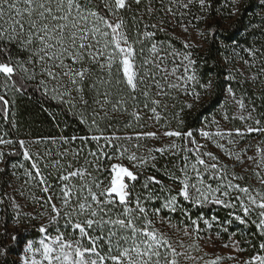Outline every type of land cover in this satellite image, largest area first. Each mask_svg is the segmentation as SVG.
Instances as JSON below:
<instances>
[{
	"label": "snow or ice",
	"instance_id": "obj_1",
	"mask_svg": "<svg viewBox=\"0 0 264 264\" xmlns=\"http://www.w3.org/2000/svg\"><path fill=\"white\" fill-rule=\"evenodd\" d=\"M239 2L226 0L230 15L239 11ZM194 7L201 15H194ZM212 9L213 0H0V113L7 119L9 93L27 95L31 89L55 101L85 129L83 135L30 142L55 144V153L47 147L43 154L33 153L29 142L18 141L24 159L31 161L25 183L35 181L46 195L32 197L42 202L43 211L25 214L29 224L42 221L36 229L40 238L25 241L19 260L10 261V246L0 243L2 264H221L225 257L205 260L201 218L192 219L185 203L233 210L229 215L236 221L255 226L261 238L259 249L264 250V141L256 145L254 155L247 154L251 145L240 147L247 135L264 134V120L254 118L257 105L250 98L245 102L244 88L264 86V45L254 41L245 47L248 58L239 57L244 68H235V75H229L242 90L238 97L232 86L226 89L240 111L232 119L238 118L246 127L200 132L233 161L231 168L213 152L202 151L204 145L197 144L191 130H181L180 113L171 114L178 127L169 129L172 93L182 90L198 101L200 93L189 91V82L199 81L196 61L187 51L194 45L185 40V51H180L171 40L158 36H167L177 25L187 33L191 25V20L185 22L187 17L207 24ZM253 28L264 34V17ZM199 86L207 92L212 81ZM256 98L264 101V95ZM185 107L190 109L192 104ZM224 119H229L226 113ZM150 127L155 130H144ZM161 137L182 138L186 144L179 147L173 142L140 152V141ZM11 144L12 140L0 136V145ZM155 153H170L179 160L157 169ZM4 155L0 150V163ZM125 159L131 167L123 163ZM238 165L255 178V184L240 183L245 177L236 173ZM17 167L23 165H12ZM148 168L163 178L143 176L137 189ZM0 173L7 174V169L0 168ZM4 202L0 198V204ZM177 213L180 217L174 221ZM20 216L17 211L14 226L20 224ZM212 220L222 227L232 223L231 219ZM4 223L0 235L7 237V220ZM203 223L211 227L209 220ZM11 239L15 244L19 237L13 232ZM211 241V236L206 238ZM223 246L245 250L237 240ZM243 264H264V255H253Z\"/></svg>",
	"mask_w": 264,
	"mask_h": 264
},
{
	"label": "trees",
	"instance_id": "obj_2",
	"mask_svg": "<svg viewBox=\"0 0 264 264\" xmlns=\"http://www.w3.org/2000/svg\"><path fill=\"white\" fill-rule=\"evenodd\" d=\"M226 5V0H213V9L210 13L212 18L207 22L208 38L205 44L206 46L204 48L192 47L187 50L192 53V59L196 61L195 70L199 81V84L196 82H189V91L194 89L196 92H199L200 98L197 101L193 95H185L182 90L172 93L175 99H171L168 102V118L171 120L169 125L170 130L177 129L178 127L177 121L171 119V114L173 112L180 113L183 119L181 128L183 131H195L199 129L205 120L216 112H219L224 103L226 88L231 84L229 79L230 71L227 70L228 65L226 63V58L230 56L228 55L229 49L233 47L240 48V46L250 47L254 41L257 46L264 45V34H262L259 29L253 28V25L260 24L261 18L264 17V0H242V3L239 4V11L236 13V16L228 23L227 27H222L218 18L221 13L225 11L230 12V9ZM194 9L199 13L196 8ZM199 15H201V13H199ZM204 24L205 23L201 21V25ZM158 39L171 40L175 48L180 51H185L183 42L170 34L167 36L160 34ZM209 80L212 81V88L206 92L199 85L206 84ZM247 92L250 94L251 98L255 100L258 111L264 112V101L256 98L264 95V89L255 91L253 88H250ZM5 98L10 101L9 113L7 119L0 113V136L13 141V150L10 152L16 153H7L3 167L7 169V174L0 173V198H4L5 201L3 204H0V222L2 230L4 231V222L7 220L9 232L10 226L14 223L13 217L15 215L8 197L10 179L16 170L12 168V165H17L23 158V149L20 148L18 141L22 139L34 140L36 138L61 136L70 137L74 134L83 135L85 134V129L78 123L76 118L66 113L55 101L42 98L39 92L29 89L27 95L9 93ZM186 103L192 104V107L190 109L185 107ZM173 104H175V108L171 107ZM181 108H183V112L180 111ZM51 114H55L56 118L53 119ZM13 123L15 127H13ZM148 123H151V121ZM163 123L164 121H161V124ZM236 128H239V126ZM151 129L150 127L144 130L150 131ZM160 129L165 130L163 127ZM76 143L79 144V141ZM37 145H39L41 153L42 150L44 152L46 147L51 149L53 153H55L57 149V145L51 143ZM155 155L158 158L156 161L157 169L162 170L163 165L166 163L171 166L172 163L177 162L175 159L177 157H172L170 153H166L163 156H161L160 153H155ZM123 162L127 164L126 159ZM23 163L25 167L31 169L30 161L24 160ZM81 163H83L82 160ZM40 166L45 173L49 171L48 169H44L43 164ZM128 166L131 165L128 164ZM241 174L245 177L243 181H240L242 185L255 184L251 175ZM148 175L156 176L158 179L163 178L156 169L148 168L143 171L141 181L137 183V189H139L140 183L143 182V176ZM164 182L168 184L169 180L165 179ZM184 207L190 213L192 219L201 218L198 220V223L204 235L210 233L223 241H229L230 238L240 241V246L245 249L241 251V253L246 256L245 258H250L257 254L264 255V250L259 249L261 238L255 226L251 222L241 224L239 221H236L229 215L233 210L215 204H209L198 208L191 207L185 203ZM237 214L243 215L241 212H237ZM176 217H180V214H174V221ZM212 217H217L220 222L231 219L232 223H225L222 227L219 222L213 221ZM204 219L210 221L211 227L203 223ZM185 223H188V221H185ZM224 228H227V231H224ZM0 243H5L10 246L11 256L9 260L11 261L16 260L17 256L20 254L25 239L19 237L18 242L14 244L12 239H9L8 236L5 237L0 235Z\"/></svg>",
	"mask_w": 264,
	"mask_h": 264
},
{
	"label": "rangeland",
	"instance_id": "obj_3",
	"mask_svg": "<svg viewBox=\"0 0 264 264\" xmlns=\"http://www.w3.org/2000/svg\"><path fill=\"white\" fill-rule=\"evenodd\" d=\"M241 3H242V0H240L239 4ZM239 4H238V7L240 6ZM226 6H228V4ZM194 8L192 10L194 15L199 16V13H197ZM228 8L230 9V11H232V9L229 6ZM229 13L230 12L225 11L224 13L220 14L218 19L220 20L222 27H227L228 23L232 21L233 18L236 16V14L230 15ZM187 20H191V25L189 26L187 33H185L181 29V27L177 25L174 29L169 30V34L172 35V32L174 31L175 38L181 40L182 42L187 40L188 42L194 45L193 47L204 48L206 46L205 44L208 38L207 24L201 25L202 20L198 21L197 19H194L193 17H187L185 22H187ZM200 32H203L204 35H200ZM245 47H248V46H245ZM245 47L243 46H240V48L230 47L231 49L228 50V53H229L228 55L230 56L226 58V63L228 65L227 70H229L230 73L233 75H235V73L233 72L235 68H244V65L242 64L239 57L243 56L245 59L248 58L247 53L243 51ZM237 53H239V56L237 55ZM185 63L187 62L185 61ZM251 71L255 72L256 68H253ZM236 79L242 80L243 78L240 76H237ZM230 81H231L230 86L234 88V91H236L237 96L238 97L241 96L242 90L240 86L236 84L235 81L231 79ZM244 88H246L247 90L250 88H253L255 91H258L260 89L263 90L264 86H262L260 83H256V84H246L244 85ZM249 98L252 99L250 94H248L247 97L245 98L246 103ZM225 113L229 117L228 120L224 119ZM261 113H264V112H259L257 109V112L253 113L254 118H261L262 120H264V116H261ZM239 115H240L239 109L233 103L232 98L228 96L227 91H225L224 103L222 104V107L219 110V112H216L215 114L211 115L207 120H205L199 129L192 131L194 133V139L197 141V144L204 145V147L201 149L202 151L213 152L216 156L220 158V161L222 163L228 164L230 168H231V165L233 164V161L228 159V157L224 154V152H222L221 149L215 146V143L212 140H206L205 138H203L200 132L201 130L215 132L217 130V127L221 129H235L237 126H239V128L243 129L246 127V125L241 120H239L238 118L232 119L233 116L238 117ZM213 121H216L218 123H213ZM253 127H255L254 124H253ZM154 130L155 129L152 128L150 131H154ZM160 131L163 132L164 130L160 129ZM22 140L29 142L27 146L30 147L33 153L37 151L41 152L39 149V145L30 143L31 141H33L32 139H22ZM261 141H264V134L252 133V134L247 135L240 142V147L243 148L246 145H251V148L249 149L247 154L254 155L256 152V145ZM173 142H175L179 147H182L186 144V141L182 138L178 139V138L161 137L159 140H156V139L142 140L140 141V143L143 145V147L140 149V152L146 153L148 148H159V147H163L166 144H171ZM221 142L226 143V141H221ZM0 150H3L5 153L4 162L0 163V168H3L5 161H6L7 153L13 150V144L0 145ZM42 154H43V150H42ZM33 159H35V157H33ZM175 159L176 161H178L179 157ZM24 160L25 159L23 157L22 161L17 163V165L22 164L23 167L16 168L15 175L13 174V176L11 177L10 185L8 187V197L14 198V200L10 199L12 210L14 211V214L17 211L21 213L20 224L18 226H14V223H13L10 226L8 238L11 239V234L14 232L17 234L18 237H23L25 241L29 238H35L36 240H38L40 238V234L36 231V229L39 228L40 223L42 221H34L32 224H29L26 222L27 217L25 214H35L40 211H43V208L41 206L42 202L37 203L36 201L32 199V197L34 196L36 198H40V197H44L46 194L43 193L39 187L35 186V183H36L35 181H30L27 184L25 183V181L29 179L25 175V169H30V168L25 167V164L23 163ZM126 163L127 164L125 163L124 164L128 166L129 162L127 161ZM30 164H31V161H30ZM235 171L237 174L243 173V174L251 175L250 173L242 172V168L239 165L235 168ZM253 180L255 181L254 177H253ZM168 184H171V181H169ZM21 191L24 193L23 195L20 194ZM16 204L20 205L18 209L15 207ZM33 224L35 225V227H33ZM2 231L3 230H2V226L0 222V233H2ZM200 235L202 238L200 243L203 248V251L208 253V255L205 257V260H211V259H214L216 256H222V257H225V259L221 261V264H243L244 261L249 259V258H245L246 256L242 254L241 251H237L231 246L230 247L223 246L225 244L231 245L232 241L235 239L230 238L229 241H223L219 239L218 237H216L215 235L210 234V233L204 235V232L201 229H200ZM209 236L212 237V241L206 242V238ZM229 255L235 256L236 259L235 260L227 259ZM22 256H23V253L21 249V252L17 256L16 260L22 259Z\"/></svg>",
	"mask_w": 264,
	"mask_h": 264
}]
</instances>
